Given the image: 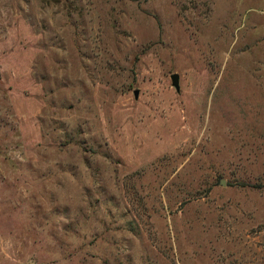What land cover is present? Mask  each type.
Listing matches in <instances>:
<instances>
[{"label":"rangeland","instance_id":"obj_1","mask_svg":"<svg viewBox=\"0 0 264 264\" xmlns=\"http://www.w3.org/2000/svg\"><path fill=\"white\" fill-rule=\"evenodd\" d=\"M0 264H264V0H0Z\"/></svg>","mask_w":264,"mask_h":264},{"label":"water","instance_id":"obj_2","mask_svg":"<svg viewBox=\"0 0 264 264\" xmlns=\"http://www.w3.org/2000/svg\"><path fill=\"white\" fill-rule=\"evenodd\" d=\"M170 81H171V85L173 86V88L175 90H177L178 89V85H177V75L176 74H172L170 76ZM134 95H136V93H134Z\"/></svg>","mask_w":264,"mask_h":264}]
</instances>
